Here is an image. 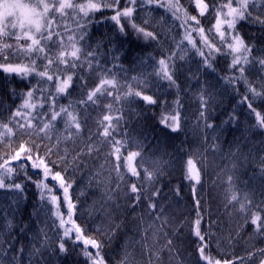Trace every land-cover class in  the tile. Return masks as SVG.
Returning a JSON list of instances; mask_svg holds the SVG:
<instances>
[{
    "label": "trees",
    "instance_id": "trees-1",
    "mask_svg": "<svg viewBox=\"0 0 264 264\" xmlns=\"http://www.w3.org/2000/svg\"><path fill=\"white\" fill-rule=\"evenodd\" d=\"M49 2L58 5L59 0ZM73 2L80 4L86 3L87 0ZM164 2L167 3L168 0ZM158 3L159 0H156L152 5L141 7L139 0L136 3L125 0L120 6L121 10L125 6L132 7L134 22L138 26L146 27L147 31L158 34L156 40H146L142 35L138 38L130 26L132 21H122L128 25L125 29L126 34H122L119 31L120 25L110 19L114 14L110 10L97 12L84 19H80L71 10H67L63 18L59 14L49 17L54 20V32H65L67 26L65 42L69 35L77 38L81 34L84 35L81 45L84 55L81 56V61H84L88 52L99 45L96 50L99 62L104 68L112 69L107 78L112 79L115 75L120 85L114 90V95L123 96L129 86H132L134 91H143L144 94L152 96L158 101L156 104L149 105L138 97L133 98L131 102H123L103 95L98 96L95 104L90 103L84 107L80 102L86 100L88 92L96 87L101 78L99 69L90 70L88 63L84 62L75 71L74 86L55 101L56 111L61 107H68L69 111L78 116L82 125L81 134L72 141L65 142L62 139L69 135L64 128L67 119L65 115L64 118L58 119L54 129L49 133L52 137L49 142L47 138H40L43 134L39 133V128L50 119V115L45 119V114L52 110L50 93L47 106L42 110H30L32 113L38 112L39 115V119L33 121L35 127L28 129V133L31 134L21 133L16 127V121L10 123L9 120L27 98L22 94L33 88L37 89L30 102L41 104L44 101L41 99L40 90L50 88L51 93H54L55 84L38 83L41 78L35 74L21 79L18 75H9L0 69V134H3L0 137V157L10 158L25 141L43 145L39 151L40 155H44L56 144V137H61L59 152H53L51 159L58 160L65 156L67 151V163L61 164L55 170L67 169V179L72 183L69 194L78 206L77 223L89 226L86 235L103 239L102 254L106 264H120L125 255L128 264H197L198 240L192 235L191 230L192 222L196 218L194 196L191 185L183 178V165L191 156L198 159L200 162L198 167H202V184L197 189L204 216L201 231L215 234L212 240V256L220 259L246 257L250 252L264 249V236L257 235L254 232L255 226L250 224L251 214L255 213L258 207L264 208V204L260 203L264 201V173L261 172L260 164V158L264 157V129L251 127L256 123L255 114L250 116L247 103L241 102L247 91L245 83L230 86L223 79L239 75L238 69L236 72L229 70L233 57L213 52L210 60L212 67H205L196 49L201 48L207 53L208 48L204 46L200 35L191 31L198 27L204 28L208 42L219 47L220 37L215 31L216 13L221 10L222 5L228 3V0H203V3L208 5V11L204 16L199 15L195 0H179L182 6L180 19H174L171 13H165L163 9L157 7ZM173 3L175 4V0ZM252 8L253 17L259 16L264 19V0H255ZM185 9L189 17L197 16L198 26L191 21L181 26V21L185 19L183 16ZM223 11L226 13L227 9L224 8ZM77 21L80 25H85L84 33L74 31L78 27ZM186 28L190 30L187 34L192 36L195 48L184 39ZM236 32L247 45H255L251 53L253 57H264V28L249 21H240L236 26ZM54 39L56 43L50 45L49 55L55 57L61 50H71L60 47L59 37ZM228 42H231V34ZM15 43L14 38H0V47ZM173 52L176 53L174 61L177 68L174 76L176 83L170 85L167 80L156 77L155 62L161 59L162 54L171 55ZM9 54L10 50L4 52L3 57ZM117 56L118 60L113 59ZM3 62L0 58V63ZM7 62L28 63L21 59H11ZM37 63L39 64L37 71H43L47 60H38ZM95 63L96 61H93V64ZM114 64L119 67L113 68ZM60 67L63 68V65ZM245 67L246 78L254 82L259 92L261 89L258 85L264 77V70H261L258 64ZM71 74H73L71 71L64 72V76ZM132 77L146 80L148 88L144 89L142 84L137 86ZM82 82H86L87 85L83 89L80 87ZM202 86H206L212 95L204 117L200 115L201 106L198 99ZM108 90L113 91L110 86ZM177 100L182 117L181 130L172 132L162 125L160 120L165 115L175 114ZM109 104L113 106L111 111L107 107ZM254 107L264 112V100L258 99ZM117 109L120 111H116ZM28 115L29 111H25L23 117L17 119L20 123H25L24 117ZM105 115L123 116L115 139L131 142L121 150L124 156L130 151L140 150L135 146V142L138 141L143 145L145 158L171 162L164 166L163 174L158 175L152 184L144 181L142 171L139 180L131 177L125 167L120 169L125 174L123 179L116 175L115 156H109L111 145L103 143L98 135L103 131L99 121ZM5 123L13 129L10 136L5 134L2 127ZM206 123L215 127L206 128ZM74 131L73 129L72 132ZM88 145H94L96 148L91 155L88 154ZM214 145L216 147H213ZM0 163H3V159H0ZM123 163L121 160L122 165ZM133 163L138 170L142 166L148 167L149 171L152 170V166L146 160L141 164L137 158ZM10 166L14 169L18 167L16 163ZM27 175L31 176L33 181L44 179L42 172L35 174L30 164ZM229 175L235 178L234 187L240 202L245 204H248V201L252 202L247 213L239 211L240 202L225 207L224 194L228 187L225 181ZM14 182L23 183L22 192L0 189V242L3 243L4 249H8L10 244L12 246L11 251L4 253L0 264H9L10 258L22 246L24 249L22 264H30L29 256L35 249L40 251L33 257L31 264H88L82 255V243L80 245L72 243L74 237L66 242L67 252H60L58 245L62 232L57 233L56 230L59 221L53 224L54 209L50 203L46 201L47 211L41 208V192L36 184L27 181L23 171L18 173ZM45 182L49 188H53L54 182L50 179ZM132 183L143 185L144 198L138 204H133L134 196L130 199L124 196ZM178 186L179 195L176 194ZM56 187L58 188V185ZM156 189L161 190L159 196L155 198L158 207L149 214L147 196ZM53 194L61 199L63 197L62 190L53 189V192L44 193L46 197ZM245 194L248 200H244ZM160 206H163V214L159 219H155L160 213ZM60 208L66 217L67 212L63 203L60 204ZM245 215L248 217V224H245ZM165 219L167 223L162 225L161 221ZM9 222L11 227H8ZM116 225H119V229L111 240L94 231L98 226L112 231ZM149 225H152V228L145 232ZM45 232L48 240L45 247L41 248V244L45 243ZM169 240L172 241L171 250L168 247ZM217 241L220 242L219 247ZM260 259L264 257H257L254 264H259Z\"/></svg>",
    "mask_w": 264,
    "mask_h": 264
},
{
    "label": "snow or ice",
    "instance_id": "snow-or-ice-1",
    "mask_svg": "<svg viewBox=\"0 0 264 264\" xmlns=\"http://www.w3.org/2000/svg\"><path fill=\"white\" fill-rule=\"evenodd\" d=\"M133 3H136L137 0H132ZM156 0H139L141 7L145 5H152ZM255 0H228V3L221 6V10L216 13V23L215 31L220 37L219 47L215 44L209 43L207 37L204 35L205 29L198 27V29H191V31L197 32L200 35L201 39L204 41V46L208 48V52L205 53L203 49L197 48V53L202 57L204 66L211 68L212 64L210 62L213 52H216L221 55H231L233 58L229 65V70L236 72L239 70V75H233L229 77H224L225 82L234 86L240 82H244L246 85V94L242 103H247V109L249 115L255 114L256 123L251 125L255 129H264V112L258 111L254 107V103L258 100H264V77L261 78L259 83V92L256 90L254 82L248 80L245 76L246 67L251 64H258L261 70H264V57L256 58L251 55L255 45H247L239 33L236 32V26L240 21H249L254 24H259L264 28V19H261L259 16L253 17V8L252 4ZM125 3V0H99V2H93V0H87L86 3L76 4L73 0H59L58 5L55 2L50 3L49 0H0V38L4 39H15V44H4L0 47V58L3 59V63H0V69L4 73L9 75L15 74L18 75L21 79H25L31 74L39 76L41 79L38 83L44 82L48 84H55V92L51 93V89H41V99L44 103L33 104L30 101L34 97L35 91L37 89L33 88L29 90L26 94V99L18 107V109L12 114L9 122L16 121V127L21 133H28V129L35 127L33 124L34 120L39 119L38 112L32 113V109H43L47 106V100L49 93L51 94V112L45 114V119L50 115L48 122L43 123V127L39 128V133L41 139L47 138L51 142V135L49 133L55 127L58 119L64 118L66 115L67 119L65 120L64 128L65 131L69 132V135L64 136L62 139L67 141L74 140L75 137L80 136L82 125L76 114L68 110V107H61L59 111L55 110V101L56 98L60 97L61 94H67L69 89L74 86V77L76 69L82 66V63L87 62L89 69H99L101 78L99 83L94 89L88 92L86 100H82L80 103L87 107L90 103L95 104L98 96L106 95L108 97H114L116 101L131 102L133 98H140L149 105L156 104L158 101L153 99L152 96L144 94L143 91H134L132 86H129L128 91L123 95H114V90L118 89L120 85L113 75L112 79H108L107 75L112 72V69H106L99 62V58L96 56V50L99 48V45L96 46V49L88 52L84 58V61H81V56L84 55L83 48L81 47L82 42L84 41V35L81 34L77 38L76 36L69 35L67 36V42L64 40L66 35L67 26H65V32H54L53 25L54 20L49 19L56 14H59L62 18L66 15L67 10H71L76 13L80 19L89 18L97 12L102 11H113L114 14L110 17L117 25H120L119 31L122 34H126L125 29L128 25L122 23V21H132L130 26L133 31L136 32L137 37L141 35L146 40H156L157 35L153 31H147L146 27L138 26L134 20L133 8L125 6L121 10V4ZM196 8L199 9V15L204 16L206 11H208V5L203 3V0H195ZM235 5V6H233ZM157 7L163 9L165 13H171L174 19H180V14L182 11V6L179 3V0H168L167 3L164 0H159ZM226 8L227 12L225 13L223 9ZM184 20L181 21V26L185 23L191 21L194 22L197 26L199 25V20L197 16H190L188 11L183 10ZM223 17V18H222ZM78 27L74 30L78 33H84L85 25H80L77 21ZM18 30V31H17ZM186 35L184 39L188 41L189 44L195 48L196 45L192 39V36L187 34L190 30L185 29ZM211 31V30H209ZM231 34V42H228L229 35ZM55 37H59V45L62 49L71 50H61L58 55L55 57L49 55L50 45L56 43ZM180 45H178L179 47ZM223 49V51H222ZM10 50V54L7 57H3V53ZM112 51V50H110ZM35 57V59L33 58ZM176 53L171 55H163L161 59L156 61L155 75L158 79L167 80L170 85L176 83L174 76L176 74L177 68L174 63ZM11 59H21L28 61L27 64H16L13 65L8 63V60ZM113 59L118 60L119 57H113ZM155 59L154 57L152 58ZM183 59V57H181ZM38 60H47V63L44 64L43 71H37L39 64ZM93 61H96L93 64ZM63 65V68L60 67ZM119 67L118 65H113V68ZM71 71L73 74L64 76V72ZM52 73V74H50ZM56 73H59L58 75ZM132 81L137 85H143L144 89L148 88V82L146 80H140L138 77H132ZM86 82L80 84L81 89L86 87ZM109 86L113 91L108 90ZM201 106V117L205 116L207 112V106L212 99L211 93L207 91L206 86L201 87V94L198 97ZM176 109L174 115H165L161 118L160 123L168 127L172 132H178L181 130V113L179 111L180 104L177 100ZM71 107V105H69ZM108 109L113 110L111 104L107 105ZM29 111V115L24 117L25 123H20L17 118L23 117V113ZM116 111H120L117 109ZM123 119V116H110L105 115L101 121H99V126L103 127V131L99 132L98 135L102 138L103 143H108L111 145V152L109 156H115L116 165L115 171L116 175L121 179L124 178V173L120 171L121 167H125L127 173L131 177H136L138 180L141 178V171L144 176L143 179L148 184H152L156 180L158 175L163 174V168L165 165H169L170 161L162 160H151L143 156V145L140 142H135V146L139 148V151H130L126 156L123 155L122 149L126 148L129 143L128 140H117L115 136L119 133L120 121ZM230 119H235L230 117ZM5 129V134L11 135L13 129L9 127L8 123L2 125ZM206 128H214L213 124L206 123ZM75 130L74 133L72 130ZM3 134H0L2 137ZM61 142V137H56V144L52 148H49L44 155H40V149L43 145L35 144L32 141H25L19 145V149L15 151L14 155H11L10 158L3 159V163H0V189H7L14 192L23 191V183H15L14 178L18 175L19 172L23 171L25 173V178L27 181L33 182L36 184V187L41 192V208L47 211V203H50L54 209L52 212L53 224H56L58 220L59 223L56 225L57 233L59 235L60 243L58 245L61 253H66V242L69 239H72L74 245H80L82 243V255L85 257L88 264H106V260L103 253L104 241L103 239H98L95 236L86 235L89 232L88 225H81L77 223L76 219V209L77 205L73 202L69 192L72 187L67 179V169L64 168L62 171H56L55 169L63 163H67V151L65 156L60 157L58 160H52L51 156L53 152H59V144ZM213 147H216L215 145ZM35 149V152H33ZM96 148L94 145H88V154L91 155ZM139 158L141 164L146 162L152 166V170L149 171L148 167H141L138 170L137 166L133 161H137ZM121 160L124 161L123 165ZM16 163L17 168H13L10 165ZM198 159L189 157L183 165V178L186 180L192 188V193L194 196V211L196 213V218L192 222L191 230L192 235L198 240V260L197 264H246V262H252L254 264L257 257H264V249H258L255 252H250L246 257H234L233 259H220L214 258L211 253L212 240L215 237V234L212 232H202L201 226L204 219L203 209L201 207V200L199 198L198 186L202 184V167H198ZM33 170L35 174L42 172L44 179L39 181H33L31 176L27 175L28 167ZM261 172L264 173V157L260 158ZM50 179L53 184V188L48 187L47 181ZM225 183L228 187L225 190V207L233 205L236 202H240V198L237 195V190L235 189V178L233 175H229ZM58 185V188L56 187ZM53 189L62 190L63 197L62 199L57 195L53 194L49 197L44 195L45 191L53 192ZM119 190V189H117ZM160 189H156L155 192H149L147 199L149 200L148 209L149 214L152 211L156 210L158 207L155 198L159 196ZM143 185L132 183L124 193L125 198L135 197L133 204H138L143 197ZM180 188H176V194L179 195ZM108 199H111V196H108ZM244 200H248L247 194L244 196ZM66 208L67 216L65 217L64 212L60 208V204ZM251 201H248V204L240 202L239 211L242 213H247L251 207ZM264 204V201L260 202ZM39 214L38 212L36 213ZM163 214V206H160V213L156 216L155 219H159L160 215ZM245 224L249 223L247 215L244 217ZM167 220L161 221V224H166ZM250 224L255 226L254 232L257 235L264 236V208H257L255 213L251 214ZM8 227H11V222H9ZM152 228V225H149L144 231L147 232ZM119 229V225L115 226V229L109 231L103 227H97L94 231L101 233L104 237H107L111 240L115 234L116 230ZM159 231V230H157ZM45 243L41 244V248L45 247V244L48 240L47 233H44ZM219 241H217V247H219ZM172 241H168V247L171 250ZM12 246L9 245L8 249L3 248V243L0 242V259L4 258V253L11 251ZM94 250V251H92ZM39 249H35L32 254L29 256V261L35 255L39 253ZM23 246L10 258L9 264H22L23 261ZM227 255V253H222ZM120 264H128L127 255L120 262ZM259 264H264V259H260Z\"/></svg>",
    "mask_w": 264,
    "mask_h": 264
},
{
    "label": "rangeland",
    "instance_id": "rangeland-1",
    "mask_svg": "<svg viewBox=\"0 0 264 264\" xmlns=\"http://www.w3.org/2000/svg\"><path fill=\"white\" fill-rule=\"evenodd\" d=\"M18 31V30H17ZM13 65H16V64H13Z\"/></svg>",
    "mask_w": 264,
    "mask_h": 264
}]
</instances>
